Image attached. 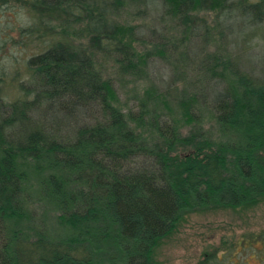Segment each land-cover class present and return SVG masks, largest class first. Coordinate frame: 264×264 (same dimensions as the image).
Listing matches in <instances>:
<instances>
[{
  "label": "trees",
  "instance_id": "obj_1",
  "mask_svg": "<svg viewBox=\"0 0 264 264\" xmlns=\"http://www.w3.org/2000/svg\"><path fill=\"white\" fill-rule=\"evenodd\" d=\"M262 42L264 0H0V264H154L189 211L262 200ZM252 257L264 229L193 264Z\"/></svg>",
  "mask_w": 264,
  "mask_h": 264
},
{
  "label": "rangeland",
  "instance_id": "obj_2",
  "mask_svg": "<svg viewBox=\"0 0 264 264\" xmlns=\"http://www.w3.org/2000/svg\"><path fill=\"white\" fill-rule=\"evenodd\" d=\"M135 10L132 7L129 10L130 12H123L121 19L147 23L152 26L154 21L148 13L143 12L141 9L135 15ZM208 18L211 19V15ZM168 24L173 26L172 21H169ZM160 29L167 30V28ZM173 30L175 31V28ZM147 31L150 32L151 28ZM260 47H264V42H262V45L256 46L257 49ZM174 68L175 66L172 64L157 59L149 67L151 72L149 79L150 81L153 79L161 87H166ZM108 70V74L115 78V84L124 104L127 102L135 104L137 97L142 95L144 88L147 86V80L130 81L128 77L125 80L119 79L116 69L112 65L109 66ZM211 125L213 126V123H206L207 127H211ZM217 127L213 128V133L217 134ZM262 229H264V198L252 206H224L189 211L176 230L160 241L155 250L154 264H193L199 259L204 250L219 244L224 239L229 241L240 237L244 233ZM53 231H57V229ZM248 264H259V261L252 257Z\"/></svg>",
  "mask_w": 264,
  "mask_h": 264
}]
</instances>
